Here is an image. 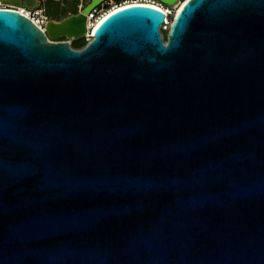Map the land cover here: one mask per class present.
Returning a JSON list of instances; mask_svg holds the SVG:
<instances>
[{"label": "water", "instance_id": "95a60500", "mask_svg": "<svg viewBox=\"0 0 264 264\" xmlns=\"http://www.w3.org/2000/svg\"><path fill=\"white\" fill-rule=\"evenodd\" d=\"M103 1L0 8V264H264V0Z\"/></svg>", "mask_w": 264, "mask_h": 264}, {"label": "built area", "instance_id": "2783aa9c", "mask_svg": "<svg viewBox=\"0 0 264 264\" xmlns=\"http://www.w3.org/2000/svg\"><path fill=\"white\" fill-rule=\"evenodd\" d=\"M38 5L35 9H30L27 6H23L21 9L19 7H12L6 4H0V8H7V9H14L20 11L23 15L28 16L38 27H40L44 32L47 31V25L51 20H55L52 16L48 13V2L49 1H55V2H61L62 5H64L63 0H37ZM77 1V12H82L84 7L91 1V0H75ZM134 4H144V5H150L157 8H160L166 12V20L164 24L161 25L160 30L167 31L168 27L170 26V23L167 21V18L171 20V16L174 15V12L176 10V5L169 6L164 3H162L160 0H105L101 2L99 5H97L95 8H93L90 13L87 14V33L86 35H89L90 33V27L91 21L99 19L101 16L106 14L108 11L115 9V8H121L129 5ZM75 14V13H69V15ZM59 21V20H56ZM84 42V37L81 38ZM57 41H68L71 44V41L69 38L61 37L60 39H57ZM72 46V45H71Z\"/></svg>", "mask_w": 264, "mask_h": 264}, {"label": "bare ground", "instance_id": "6f19581e", "mask_svg": "<svg viewBox=\"0 0 264 264\" xmlns=\"http://www.w3.org/2000/svg\"><path fill=\"white\" fill-rule=\"evenodd\" d=\"M184 2L185 1H177L175 3L176 5V10L174 12V16L179 12V10L182 8V6L184 5ZM0 4H6V5H9V6H12V7H19L20 9L23 7L22 5H20L19 3H16V2H13V1H6V2H3V0H0ZM123 8V7H121ZM120 8H115V9H112L110 11H108L106 14H104L103 16H101L99 19L97 20H94V21H91L90 24H91V27H90V33L89 35H84V38H90V42L88 44H90L91 42H93L94 40V32L96 31V29L98 28V26H100V24L103 22V20H105V18H107V16H109L110 14H112L113 12L119 10ZM55 21V20H54ZM167 21L170 23V25L172 24L173 22V19L170 20L169 18H167ZM170 27V26H169ZM169 27H168V30H169ZM51 32L53 35H61L63 33L65 34H68L69 36H60L58 39H60L61 37H66V38H69V39H74L73 37H71L72 35H76L74 33H69V32H65L63 31L62 29H59L57 28L56 26L51 28ZM87 44V45H88Z\"/></svg>", "mask_w": 264, "mask_h": 264}, {"label": "rangeland", "instance_id": "374dc122", "mask_svg": "<svg viewBox=\"0 0 264 264\" xmlns=\"http://www.w3.org/2000/svg\"><path fill=\"white\" fill-rule=\"evenodd\" d=\"M63 2H64V5H62L61 2L59 3V2H55V1H49L47 5L52 7L56 11L58 10V11H62V12H67V10H71L72 12H76L77 1H75V0H63ZM67 16H69V15H67ZM67 16L55 17L54 19H55V21L56 20H61V19L65 18V17H67ZM59 18H61V19H59ZM169 30H170V27H169ZM169 30L162 31V36H163L165 42L168 41ZM84 39H85L84 43L86 45L91 40L90 38H84ZM69 40L71 41V39H69ZM79 40H82V39H79ZM76 41H78V40L73 39L71 41V45H72L73 48H75V46H73V45H75ZM84 43H83V40H82V43H81L82 46L80 48H75V49H83L86 46Z\"/></svg>", "mask_w": 264, "mask_h": 264}, {"label": "trees", "instance_id": "16d2710c", "mask_svg": "<svg viewBox=\"0 0 264 264\" xmlns=\"http://www.w3.org/2000/svg\"><path fill=\"white\" fill-rule=\"evenodd\" d=\"M182 1H185V0H182ZM76 12H77V6H76ZM76 12H72L71 10H67V12H62V11H58V10L56 11L52 7L48 6V13L53 18L61 17V16H67V15H69V13H76ZM59 19H61V18H59ZM81 43H82V40H78V41H76L75 45H73V46H75V48H80L82 46ZM83 43H84V41H83Z\"/></svg>", "mask_w": 264, "mask_h": 264}]
</instances>
